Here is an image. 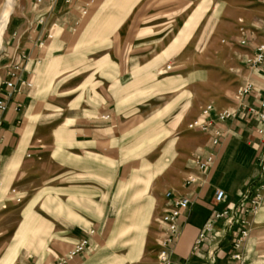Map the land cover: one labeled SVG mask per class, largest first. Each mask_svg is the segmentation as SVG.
Instances as JSON below:
<instances>
[{
    "label": "crops",
    "instance_id": "crops-1",
    "mask_svg": "<svg viewBox=\"0 0 264 264\" xmlns=\"http://www.w3.org/2000/svg\"><path fill=\"white\" fill-rule=\"evenodd\" d=\"M94 1L73 0L66 6L62 0L54 5L47 0L40 4L24 0L20 13L9 24L7 21L2 31L8 24L4 55L0 57V96L12 66H19L22 82H16L11 101L19 103L20 109L0 112V264H55L94 231V226L96 232L103 231L105 212L117 202L112 195L103 206V194L117 193L119 169L123 167L119 164L120 114L135 109L132 97L136 81H143L146 88L157 87L156 96L166 93L170 78L159 65L136 69L135 56L126 52V56L117 57L118 51L103 55L102 49L86 62L76 51L84 45L77 35L84 31L85 16ZM238 2L239 19H234V10H228L234 31L230 39L237 46L227 64L231 84L213 100L211 119L221 131L220 142L213 146L210 133H190L183 141L188 152L198 153L200 160L212 155L213 162L199 170L198 161L192 160L186 174L190 184L179 190L190 205L178 219L180 233L169 247L172 264H264V206L246 217L248 234L237 249L232 247L238 237L232 217L220 221L216 233L195 246L211 214L215 190L224 192L223 206H231L264 181V164L257 159V130H264V121L251 113L264 114V59L255 65L248 63L255 58L256 48L264 44V0ZM248 3L252 4L250 9ZM110 16L122 18L116 31L131 29L122 25L129 11ZM241 39L247 40L246 46L238 45ZM128 41L126 51L135 44ZM88 65L89 69H84ZM188 72L194 81L203 75L197 69ZM246 84L251 86L249 92L240 95L238 91ZM225 111L230 117L218 120L216 116ZM170 153L168 144L156 162L144 160L139 175L145 183L163 171ZM107 165L110 172L104 175ZM37 208L47 212L41 214ZM102 208L97 218L96 210ZM13 212L18 213V219L12 222L8 217ZM35 226L49 230L47 238L46 234L29 236ZM29 240H46V244L41 250L25 252ZM234 256L238 260H233ZM125 257L107 252L104 258L85 254L67 264H123Z\"/></svg>",
    "mask_w": 264,
    "mask_h": 264
},
{
    "label": "rangeland",
    "instance_id": "rangeland-1",
    "mask_svg": "<svg viewBox=\"0 0 264 264\" xmlns=\"http://www.w3.org/2000/svg\"><path fill=\"white\" fill-rule=\"evenodd\" d=\"M4 1L0 0V9ZM23 3L24 0H14L8 24L20 13ZM250 4H247L248 9L252 6ZM238 5V0H96L90 7L85 16L86 27L77 35V40L84 45L76 51L86 62L94 59L95 53L101 49L103 55L118 51L117 57L126 56L128 52V55L135 56L136 69L159 65L170 80L166 82L163 96L155 95L157 87L146 88L143 81H136L132 97L135 109L120 114L119 164L123 167L119 169L118 191L103 194L102 205L105 206L112 195L117 202L111 204L107 214L105 212L103 231L96 232L94 226L93 240L80 255L96 253L104 258L107 252L127 255L123 264H159L157 253L165 232L163 216L167 212L164 194L173 192L182 196L179 190L190 184L186 174L191 161L201 158L198 153L185 149L183 141L190 133L201 134L187 130V124L199 115L202 106L213 104L217 95L231 84L227 64L237 46L230 39L234 31L230 29L229 21L233 17L228 16V10H234V19L237 20ZM127 11L129 16L123 17L122 25H129L131 29L116 31V23H121L122 18L110 15ZM8 24L0 36V57L4 55ZM127 41L130 45L135 43L128 51ZM146 61L151 63L143 66ZM84 69L88 70L89 65ZM190 69H197L203 75L196 81L191 80L188 76ZM162 106L164 109L160 110ZM168 144H171L169 163L145 183L139 175L144 160L156 162ZM103 169L104 175L110 172L109 166ZM79 180L83 181L82 178ZM102 210H96L97 218ZM36 211L47 212L45 208ZM92 212L91 215H95ZM8 218L17 221L18 213L13 212ZM134 222L136 228L132 227ZM48 231L35 226L28 235L44 237L46 234L47 238ZM25 243L28 246L24 248L25 252H32L41 250L46 240Z\"/></svg>",
    "mask_w": 264,
    "mask_h": 264
},
{
    "label": "built area",
    "instance_id": "built-area-1",
    "mask_svg": "<svg viewBox=\"0 0 264 264\" xmlns=\"http://www.w3.org/2000/svg\"><path fill=\"white\" fill-rule=\"evenodd\" d=\"M43 0H35L36 4H40ZM73 0H62L66 6L71 5ZM50 5H54L57 0H47ZM264 33V27L262 28ZM51 38V35L47 36ZM238 45L244 47L247 45V40L241 39L238 41ZM264 59V44L259 45L256 48V56L251 63L252 65L260 63ZM169 69V67H167ZM6 80L3 82L5 90L3 95L0 96V112H5L8 108H12L14 111H18L21 107L19 103L11 102L15 94L16 82H22V77L19 74V66H12L6 73ZM28 88L31 87L30 83H26ZM250 85L246 84L242 89L238 91L240 95H244L249 92ZM11 102V103H10ZM215 112L213 104H206L200 109L199 115L187 124V130L196 131L200 133L211 134V144L217 146L221 139V131L218 127H214L212 121V115ZM251 113L260 121H264V114L251 110ZM230 117V113L225 111L216 116L220 121H225ZM257 136L260 142V149L258 153V161L264 164V130H257ZM213 162L212 155H207L202 160L198 161V169L204 170L208 165ZM191 181V180H189ZM13 193V192H12ZM164 198L167 202V212L163 216V224L165 226L164 236L162 238L160 248L157 253V261L159 264H172L170 258L169 247L177 239L180 228L178 225V219L183 212L188 210L190 201L185 196H176L173 192H166ZM225 194L222 190H215L211 202L212 210L207 221L203 225L200 234L195 242V246L199 245L209 234L216 233V227L220 221L225 218L232 217L231 221L238 228L236 233L238 234L232 241V247L237 249L243 239L246 238L248 232L246 229V217L252 214L257 208L264 206V181H260L258 185L252 190H247L241 200L237 204L231 206L224 204ZM18 203L19 200H16ZM94 236V231L91 230L88 236L80 240L70 251L65 255L56 259L55 264H67L74 260V258L89 247L91 238ZM233 260H238L237 256L233 257Z\"/></svg>",
    "mask_w": 264,
    "mask_h": 264
},
{
    "label": "bare ground",
    "instance_id": "bare-ground-1",
    "mask_svg": "<svg viewBox=\"0 0 264 264\" xmlns=\"http://www.w3.org/2000/svg\"><path fill=\"white\" fill-rule=\"evenodd\" d=\"M13 6L14 0H5L2 8L0 9V36L8 21L9 16L13 13Z\"/></svg>",
    "mask_w": 264,
    "mask_h": 264
}]
</instances>
